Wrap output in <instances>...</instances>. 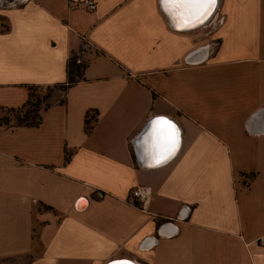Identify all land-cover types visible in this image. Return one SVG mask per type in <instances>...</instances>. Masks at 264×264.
<instances>
[{"label": "crops", "instance_id": "1", "mask_svg": "<svg viewBox=\"0 0 264 264\" xmlns=\"http://www.w3.org/2000/svg\"><path fill=\"white\" fill-rule=\"evenodd\" d=\"M96 2L0 6V264H264V0L184 30L160 0ZM73 56L37 127L1 122ZM158 116L180 139L153 166L165 146L137 141Z\"/></svg>", "mask_w": 264, "mask_h": 264}, {"label": "snow or ice", "instance_id": "2", "mask_svg": "<svg viewBox=\"0 0 264 264\" xmlns=\"http://www.w3.org/2000/svg\"><path fill=\"white\" fill-rule=\"evenodd\" d=\"M215 0H161V5L165 7L169 15L175 14V9L183 8L188 9L189 14L199 19L208 14V9L212 7ZM181 18L187 23V16L180 13ZM151 133L155 138L163 144L164 151L158 156V160L166 158L165 152L170 151L176 145L177 131L175 125L171 123L166 117H155L151 122ZM113 264H127V262L115 261Z\"/></svg>", "mask_w": 264, "mask_h": 264}, {"label": "rangeland", "instance_id": "3", "mask_svg": "<svg viewBox=\"0 0 264 264\" xmlns=\"http://www.w3.org/2000/svg\"><path fill=\"white\" fill-rule=\"evenodd\" d=\"M4 1V0H3ZM0 2V6L8 5L6 3ZM211 20V19H210ZM213 25V24H210ZM218 48V42L216 40L212 41L210 40V50L211 52L216 51ZM77 59H81L79 57H75V63ZM82 60V59H81ZM77 64V63H76ZM78 66L83 65V62L81 64H77ZM73 69V67H71ZM74 80H78V77L75 75ZM63 93L64 88L62 86H54V87H37L34 88L33 94V104L36 105L35 111L31 112L30 114H26L28 111V108L24 109H18V110H8V111H2L1 112V121L3 123H16V124H24V123H31L32 119L34 120L37 114V110L43 109L47 106L52 105V103L57 100L61 99V102L63 101ZM36 121V119H35ZM3 216L0 214V223L3 222ZM6 239L2 238L0 240L1 243L5 242Z\"/></svg>", "mask_w": 264, "mask_h": 264}, {"label": "trees", "instance_id": "4", "mask_svg": "<svg viewBox=\"0 0 264 264\" xmlns=\"http://www.w3.org/2000/svg\"><path fill=\"white\" fill-rule=\"evenodd\" d=\"M71 67H73V69H71ZM83 68L84 67L78 66L75 63V57L73 56L71 58V60L69 61V63H68V75H69V79H68L67 85H57V86H62L64 88V91H65L69 86H71V85H73L75 83V81H76V80H74V76L75 75L77 77H80V75H81V69H83ZM34 88H37V87H30L29 99H28L27 103L23 106V108H21V109H24L26 107L28 108V111H27L26 114H30L31 112L35 111V108H36V105L33 104V102H32L33 97H34V94H33ZM48 107L49 106H47L45 108H48ZM41 110L42 109L37 110V114H36V117H35L36 121H35V119L34 120L32 119V122L31 123H24V124H19V125H24V126H29V127H37L41 123V115H40ZM5 124H7V123H5Z\"/></svg>", "mask_w": 264, "mask_h": 264}, {"label": "water", "instance_id": "5", "mask_svg": "<svg viewBox=\"0 0 264 264\" xmlns=\"http://www.w3.org/2000/svg\"><path fill=\"white\" fill-rule=\"evenodd\" d=\"M161 1V0H160ZM162 6V5H161ZM216 6H217V4L215 3V8H214V10H213V12L211 13V15H210V17L208 18V19H210L211 18V16L214 14V12H215V10H216ZM162 9L165 11V13L168 15V17L170 18V21H172V19H174V17H175V14H178V13H180V11L182 10V8H177V9H175V14H174V16L173 15H169V13H168V11H166V9H165V7H163L162 6ZM186 16H188V21H192L191 19H194L195 18V16H193V15H186ZM191 17V18H190ZM207 21V20H206ZM172 23V22H171ZM201 25V24H200ZM173 26H174V24H173ZM151 135H153L152 133H151V123L149 122V124L147 125V127H146V129L144 130V132L138 137V141H137V147L139 148L140 146L142 147L143 146V144H145L148 140H149V138L151 137ZM178 134H177V137H176V142L178 141ZM180 138V137H179ZM174 150H175V147H174V149L172 148L170 151H168V152H165V155H166V158L165 159H162V160H158L157 159V156L159 155L158 153H155V154H157V156L155 157V155L153 156V157H155V158H153V159H151L150 161V163H152V165L153 166H157V165H160V164H162V163H165V162H167L175 153H174ZM115 261H122V262H126V261H128V262H130L129 260H125V259H120V260H114V261H111V262H109L108 264H113V262H115Z\"/></svg>", "mask_w": 264, "mask_h": 264}, {"label": "built area", "instance_id": "6", "mask_svg": "<svg viewBox=\"0 0 264 264\" xmlns=\"http://www.w3.org/2000/svg\"><path fill=\"white\" fill-rule=\"evenodd\" d=\"M83 5L90 12L95 11L97 8L96 0H83ZM76 63L81 64L82 60L77 59ZM151 195H152L151 189L149 187H143V186L133 188L130 193V196L135 202V204L142 209L144 208L145 203L150 199ZM258 242L262 246H264V236L260 237Z\"/></svg>", "mask_w": 264, "mask_h": 264}, {"label": "bare ground", "instance_id": "7", "mask_svg": "<svg viewBox=\"0 0 264 264\" xmlns=\"http://www.w3.org/2000/svg\"><path fill=\"white\" fill-rule=\"evenodd\" d=\"M217 2H218V0H215L216 4H217ZM215 3L212 5L211 8L208 9V14L206 16H203L202 18H199V19H197V18L191 19L192 21L187 20V23H185L184 20L181 18L180 13H184L185 15H187V14L189 15V10L182 8L180 13L175 14L174 19H172V21H171L172 25L174 24V28L177 30L193 29V28H196L197 26H200V24H203L204 22H206V20H208V18L210 17L211 13L213 12V10L215 8ZM187 19H188V16H187ZM168 120L171 121L170 119H168ZM171 123L174 124L172 121H171ZM175 128H176V125H175ZM176 131H177V128H176ZM151 138L156 139L154 135H151ZM177 139H178V141L176 142L174 153H176V150L179 147V139H180L179 136ZM126 262H127V264H135L131 261L130 262L126 261Z\"/></svg>", "mask_w": 264, "mask_h": 264}]
</instances>
